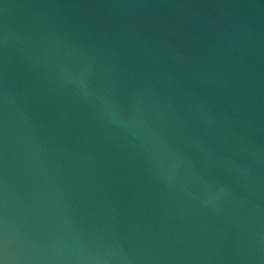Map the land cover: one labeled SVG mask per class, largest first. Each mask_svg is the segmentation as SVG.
Here are the masks:
<instances>
[{"label": "water", "instance_id": "obj_1", "mask_svg": "<svg viewBox=\"0 0 264 264\" xmlns=\"http://www.w3.org/2000/svg\"><path fill=\"white\" fill-rule=\"evenodd\" d=\"M0 264H264V0H0Z\"/></svg>", "mask_w": 264, "mask_h": 264}]
</instances>
